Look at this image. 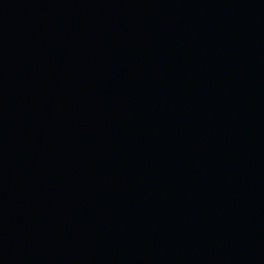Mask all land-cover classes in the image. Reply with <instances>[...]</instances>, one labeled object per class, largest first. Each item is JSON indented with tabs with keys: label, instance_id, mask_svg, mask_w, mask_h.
Masks as SVG:
<instances>
[{
	"label": "water",
	"instance_id": "obj_1",
	"mask_svg": "<svg viewBox=\"0 0 264 264\" xmlns=\"http://www.w3.org/2000/svg\"><path fill=\"white\" fill-rule=\"evenodd\" d=\"M0 264H264V0H0Z\"/></svg>",
	"mask_w": 264,
	"mask_h": 264
}]
</instances>
